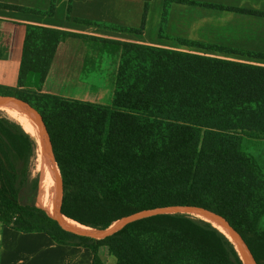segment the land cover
Wrapping results in <instances>:
<instances>
[{
  "label": "trees",
  "instance_id": "16d2710c",
  "mask_svg": "<svg viewBox=\"0 0 264 264\" xmlns=\"http://www.w3.org/2000/svg\"><path fill=\"white\" fill-rule=\"evenodd\" d=\"M173 2L193 4L168 0V5ZM167 19L166 9L162 31ZM145 22L141 29L108 27L142 35ZM26 28L17 90L0 85V95L29 100L56 123L62 139L66 218L107 229L142 210L205 207L225 216L258 264H264V168L244 149L248 140L264 141V65L92 38L120 55L109 82L110 103L104 105L42 92L59 46L69 38L88 36L36 25ZM179 44L264 62V53L189 40ZM29 119L48 143L43 128ZM38 148L21 124L0 114L2 225L88 248L93 264H105L101 247L109 249L116 264H245L225 231L193 215L144 219L100 241L67 236L44 210L47 195L32 177Z\"/></svg>",
  "mask_w": 264,
  "mask_h": 264
},
{
  "label": "crops",
  "instance_id": "0c3cea01",
  "mask_svg": "<svg viewBox=\"0 0 264 264\" xmlns=\"http://www.w3.org/2000/svg\"><path fill=\"white\" fill-rule=\"evenodd\" d=\"M193 4L168 0H0V5L20 7L15 11L0 6V85L17 87L27 25H36L68 31L88 38H69L58 49L48 81L42 92L60 97L109 104L111 87L101 80L82 79L85 68L94 73L117 72L119 52L103 49L92 38L109 41L141 43L149 46L180 50L185 46L173 44V37L155 38L153 27H160L164 11L168 10L167 27L180 28L189 40L220 45L244 51L264 53V16H254L230 9L252 10L264 13V0H182ZM54 8L52 16L45 13ZM143 34L121 32L109 25L141 29ZM77 20L90 22L81 23ZM95 45V46H94ZM183 51V50H182ZM203 53L243 62L239 55ZM97 58L96 61H89ZM93 73V72H91ZM60 77V78H59ZM63 79L62 82L60 80ZM101 84V85H100ZM99 255L106 264H116L107 247ZM94 255L88 248L61 245L44 233L26 234L0 223V264H93Z\"/></svg>",
  "mask_w": 264,
  "mask_h": 264
},
{
  "label": "water",
  "instance_id": "95a60500",
  "mask_svg": "<svg viewBox=\"0 0 264 264\" xmlns=\"http://www.w3.org/2000/svg\"><path fill=\"white\" fill-rule=\"evenodd\" d=\"M0 108L17 109L25 112L34 122L40 125L47 134L48 144L56 170V179L53 194L48 209H44L48 216L54 220L60 229L71 238H85L93 240H105L123 231L129 225L138 221L162 216V215H193L214 223L221 230L225 231L237 246L245 264H258L253 252L234 225L222 214L205 207L194 205H173L157 207L126 216L107 229H92L75 231L66 224V217L63 214L64 205V183L62 178V139L59 129L53 119L40 107L29 100L13 95H0ZM68 219V218H67Z\"/></svg>",
  "mask_w": 264,
  "mask_h": 264
},
{
  "label": "rangeland",
  "instance_id": "374dc122",
  "mask_svg": "<svg viewBox=\"0 0 264 264\" xmlns=\"http://www.w3.org/2000/svg\"><path fill=\"white\" fill-rule=\"evenodd\" d=\"M151 33L152 34L154 33L155 38H157L158 40H161V38H162L161 35H164L163 37H165V38H162V40H165L168 37H170V38L173 37V38H175L172 41L173 44L179 43L176 40V37H178V36L179 37L184 36L182 33H180V28H178V27H176V28L165 27V29L163 31H162L161 26L160 27H153V31ZM180 50L188 51V52H194V53L199 52V50H197V49H190V48H187V47H184V48H181L180 47ZM91 60H92V58L89 61H91ZM96 60H97V58H94L92 61L94 62ZM92 68H85L84 70L85 71H88L89 70V73H83L82 76H81V78L82 79H84V78L85 79H87V78H93L94 80H98V81L101 80L105 86H108L109 85V82L111 80V75L112 74H99V73H94V72H96L98 70L97 69H93V71H92ZM91 72H93V73H91ZM62 81H63V79L60 80V82H62ZM9 88H13V89L17 90V87H9ZM1 89L4 90V88H1ZM11 111H12V109H9V108H0V114L2 116L8 117V118L14 120L12 118V116H11ZM244 149H245V151L253 154L259 160L260 164L264 168V141H252V140H248L244 144ZM39 159H40V155H39V151H38L37 152V157L34 160L33 167H32V177L35 179L36 184H37V179L40 180L41 187H42V176L39 174ZM48 161L50 163H52V166H54L53 159H52V155H51L50 158H48ZM41 193L43 194L42 189H41ZM39 205L41 206L42 203L39 204ZM44 205H45V208L47 209L48 206H49V203L47 201H45L44 202ZM197 217H199V216H197ZM199 218H202L203 219V217H199ZM81 226L85 228V226H83V225H81ZM106 264H111V262L110 261H106Z\"/></svg>",
  "mask_w": 264,
  "mask_h": 264
},
{
  "label": "bare ground",
  "instance_id": "6f19581e",
  "mask_svg": "<svg viewBox=\"0 0 264 264\" xmlns=\"http://www.w3.org/2000/svg\"><path fill=\"white\" fill-rule=\"evenodd\" d=\"M11 116L15 121L21 124L28 133L32 135V137L35 139L39 146V174L42 176V191L47 195L46 201L49 203L50 206V201L52 198L54 183L56 179V170L55 167L52 166V163L48 161V158L51 157V150L49 144L38 131V129L34 126V124L31 122L25 112L17 109H12ZM202 217L206 218L204 216ZM66 224L77 231L86 230V227L84 228L77 222L67 218Z\"/></svg>",
  "mask_w": 264,
  "mask_h": 264
}]
</instances>
